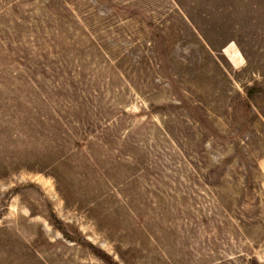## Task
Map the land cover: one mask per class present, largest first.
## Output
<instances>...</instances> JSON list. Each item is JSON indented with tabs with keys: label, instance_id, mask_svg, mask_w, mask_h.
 Returning <instances> with one entry per match:
<instances>
[{
	"label": "rangeland",
	"instance_id": "rangeland-1",
	"mask_svg": "<svg viewBox=\"0 0 264 264\" xmlns=\"http://www.w3.org/2000/svg\"><path fill=\"white\" fill-rule=\"evenodd\" d=\"M0 264H264V0H0Z\"/></svg>",
	"mask_w": 264,
	"mask_h": 264
}]
</instances>
